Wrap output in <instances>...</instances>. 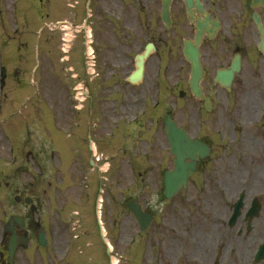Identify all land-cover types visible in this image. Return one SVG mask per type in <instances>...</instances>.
<instances>
[{
  "label": "rangeland",
  "instance_id": "374dc122",
  "mask_svg": "<svg viewBox=\"0 0 264 264\" xmlns=\"http://www.w3.org/2000/svg\"><path fill=\"white\" fill-rule=\"evenodd\" d=\"M136 1L140 10L143 4ZM140 1L148 5L153 2ZM87 2L0 0V67H7L9 75L2 86L0 74V178L2 182L8 180L11 183L0 190V231L5 215L7 217L11 211L21 208L14 201L16 192L36 196V168L41 158L42 164L46 165L48 156V164H58L63 168V178L67 181V167L102 157L97 164L103 168L102 180L106 183L103 221L113 250L107 257L104 250L100 252L99 238L93 228L92 233L89 232L80 244L73 247L77 253L73 249L70 252L72 264H112L113 258L119 264H212L216 250L213 234L206 237V243L194 229L199 222L198 205L203 204L204 198L212 196L213 183L209 185L207 180L196 175V180L180 196L167 202L162 192L163 170L169 164L162 146L164 138L150 123V114L148 118L143 114V107L147 108L148 103L152 105L158 100L162 106L165 99L175 117L180 119L181 100L179 103L167 88L175 78L168 74V65L160 68L153 65L158 63L155 55L150 60L152 66L147 70L148 77L142 85L135 87L126 82L138 51L132 43L131 27L128 29L122 24L126 25L131 16L125 11L126 0H92L89 20L94 33L97 70L96 73L92 70L88 74L86 70L84 72L86 32L83 27ZM66 31L71 32L69 44ZM175 31L172 33L177 34ZM180 46L179 38L172 40L167 60L173 70L180 66ZM86 60L85 63H90ZM117 63L123 64L118 67ZM115 68H122L123 72H116ZM97 73L101 78L103 74L111 77L121 74L124 83L117 86L116 82H106L108 85L100 90L97 87L91 89L94 81L90 80L97 78ZM87 85L92 91L87 102L84 101L86 109L80 110L79 101L84 98ZM154 116L158 122L160 112ZM141 119L146 123L145 131L142 134L134 132L129 138V131L124 132L125 123L129 124L128 128L135 127ZM51 128L60 141L57 144L54 140L55 151L52 154L45 142H52ZM123 134L124 138L120 139ZM91 139L98 147L95 157L87 145V140L90 142ZM42 147L48 155H39ZM250 155L244 156L239 152L228 155L229 168L235 170L233 179L240 186H236L235 198L241 191H247L245 209L250 207L253 197L260 196L259 190L264 187L261 182L264 181L262 158ZM142 169L149 170L144 181L140 180L139 171ZM77 172L79 180L78 168H73L69 176ZM97 174H100L98 170L91 169L90 180L96 182ZM134 196L140 198L157 217L147 232L139 230L127 209V201ZM262 206L249 232L244 221L236 224L224 264H241L240 259L246 257L245 264H255L254 251L264 238V200ZM31 217L35 214L31 213ZM202 224L208 230L212 227L210 222ZM95 227L99 229L96 217ZM35 239L34 234L31 248L18 252L16 264H59L60 257L56 255H63L66 246L60 241L59 251L52 253L51 259L42 258ZM201 244L205 247L201 249L203 260L199 261L196 249L202 248Z\"/></svg>",
  "mask_w": 264,
  "mask_h": 264
},
{
  "label": "flooded vegetation",
  "instance_id": "af4514ba",
  "mask_svg": "<svg viewBox=\"0 0 264 264\" xmlns=\"http://www.w3.org/2000/svg\"><path fill=\"white\" fill-rule=\"evenodd\" d=\"M158 1L153 0L152 5L143 4L140 10L136 8L130 21L125 22L126 25L122 24L128 29L131 27L132 43L137 50L143 51L149 42L155 45L154 55L146 62L144 79L152 66V57L157 55L158 62L165 60L167 72L175 77L174 85L178 86L182 98L180 126L192 138H197L210 147L208 156L197 164L195 172L201 179L207 180L209 185L213 183L212 196L204 198L203 204L198 205L201 217L197 223V232L206 243V237L213 234L216 250L212 263L218 260L219 264H224L235 231V227L229 225V220L236 186L240 187L233 179L235 170L229 168L228 155L233 152L244 156H251L250 153L260 155L263 161L261 168H264V54L259 50L261 35L255 19L257 15L264 28V0L254 3L252 0H200L202 10L193 8V20L184 0L173 2L172 28L178 27L182 43L185 39H194L196 23L200 22L206 27L200 44V60L204 69L200 85L204 98H197L191 90L192 69L183 50L177 70H173L171 62L167 60L172 33L162 20V8ZM208 29L212 30L211 36ZM122 64L116 65L121 67ZM153 65L160 67L159 63ZM225 70L231 72L230 78L219 76ZM122 72L123 69L119 68V73ZM56 169L58 168H38L40 180L35 200L37 237L43 230L49 247L56 241L59 242L66 233V223L69 220H86L87 215L82 218L81 211L73 210L75 203L79 202L89 210L92 201L91 183L87 189L82 188L80 182L66 183L63 176L50 172ZM79 169L83 172L85 168ZM262 174L264 176V170ZM261 182L264 185V181ZM245 194L247 195V191ZM259 194L258 198L263 202L264 187L259 190ZM69 208L73 211L66 220ZM25 217L27 218L26 214ZM244 219L245 215L240 221ZM204 221L211 223L210 230L202 224ZM204 247H198L199 261L203 260L204 252L201 249Z\"/></svg>",
  "mask_w": 264,
  "mask_h": 264
},
{
  "label": "water",
  "instance_id": "95a60500",
  "mask_svg": "<svg viewBox=\"0 0 264 264\" xmlns=\"http://www.w3.org/2000/svg\"><path fill=\"white\" fill-rule=\"evenodd\" d=\"M170 1L171 0H163L164 15L166 18H169ZM186 46H187V48H186L185 52H186L187 58L193 64V76H194V79H196V81H197V79L199 78V75H200V63H199V59H198V49L196 46H193L191 43L187 44ZM151 47H152L151 44L148 45L145 53L143 55L138 56L137 59H138L139 69L137 72H135L131 75L130 78L132 81H136L141 76L144 60L147 57ZM177 130L178 129L176 127L173 129L172 125L168 126V133H169L171 140H172V151L176 155V159H175L176 169L171 175H169L168 181H167V184H168L170 182V180H172L171 184H168V186H167L169 196L172 195L182 184H185L186 178L191 173V170L193 168V165H188L184 162V158H187V157L195 158L196 154H194L193 152L198 153L199 149H200L199 146H191L188 144L187 148L189 150L185 151L181 147V145H182L181 141H182L183 137L181 136V134L177 133ZM196 150H198V151H196ZM176 179H177V181H176ZM175 181H176V184H175ZM129 208L133 212V214L136 216V218L138 219V221L141 225V228L143 230L148 229L150 222H151V219H152L151 215L142 210V207L138 201H131L129 203ZM14 220L18 221L19 224H22V218L13 217L6 227L8 230L12 231V226H13ZM9 226H10V228H8ZM16 243H17L16 238L13 235L11 237V240L9 243V250H10L9 251L10 252L9 261H10V264H12V261H13V255L15 253Z\"/></svg>",
  "mask_w": 264,
  "mask_h": 264
},
{
  "label": "bare ground",
  "instance_id": "6f19581e",
  "mask_svg": "<svg viewBox=\"0 0 264 264\" xmlns=\"http://www.w3.org/2000/svg\"><path fill=\"white\" fill-rule=\"evenodd\" d=\"M65 37H66V41H69L70 37H71V32L70 31H66V34H65ZM68 44V43H67ZM68 46V45H67ZM66 49V48H65ZM84 100V98H83ZM245 252V250H244ZM241 260V264H245V259L242 258L240 259ZM113 264H118V261L116 258H113Z\"/></svg>",
  "mask_w": 264,
  "mask_h": 264
}]
</instances>
